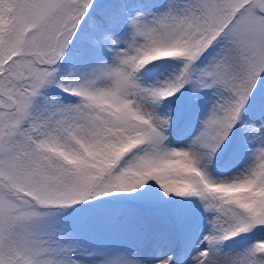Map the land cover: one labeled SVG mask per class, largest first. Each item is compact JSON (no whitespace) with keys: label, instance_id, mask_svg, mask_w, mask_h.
Here are the masks:
<instances>
[{"label":"snow or ice","instance_id":"snow-or-ice-1","mask_svg":"<svg viewBox=\"0 0 264 264\" xmlns=\"http://www.w3.org/2000/svg\"><path fill=\"white\" fill-rule=\"evenodd\" d=\"M0 264H264V0H0Z\"/></svg>","mask_w":264,"mask_h":264}]
</instances>
